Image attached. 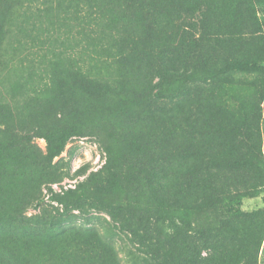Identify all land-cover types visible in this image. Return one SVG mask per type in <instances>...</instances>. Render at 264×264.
<instances>
[{
	"label": "rangeland",
	"instance_id": "1",
	"mask_svg": "<svg viewBox=\"0 0 264 264\" xmlns=\"http://www.w3.org/2000/svg\"><path fill=\"white\" fill-rule=\"evenodd\" d=\"M72 6L73 0H0V254L10 264H120L124 241L105 234L107 214L89 200L79 210L69 190L79 192L81 181L91 188L111 173L126 187L128 167L143 165L134 155L153 146L160 151L163 144L151 139L161 131L156 121L134 114L139 92L131 77L116 83L126 96L122 102L86 93L81 104V92L66 90L55 105L30 98L21 87L27 75L21 62L42 53L48 29L58 40L67 31L70 40L81 38ZM161 7L169 38L160 41L172 40V49L164 48L165 60L152 51L141 87L165 68L179 78L189 70L205 72L182 91L185 99L175 110L178 120L193 124L189 133L185 126L175 131L177 148L189 151L196 170L192 194L209 196L217 208L199 225L204 237L191 233L194 264H264V0H170ZM233 59L261 67L224 69ZM115 65L105 68L112 80L122 67ZM41 75L33 73L32 83H41ZM141 95L151 99L147 91ZM171 105L165 100L159 107ZM135 123L140 138L132 132ZM73 125L78 129L48 159L42 130Z\"/></svg>",
	"mask_w": 264,
	"mask_h": 264
},
{
	"label": "trees",
	"instance_id": "2",
	"mask_svg": "<svg viewBox=\"0 0 264 264\" xmlns=\"http://www.w3.org/2000/svg\"><path fill=\"white\" fill-rule=\"evenodd\" d=\"M169 2L73 0L69 13L73 14L81 38L70 40V31H67L58 40L48 29L45 49L42 46L45 43L40 42L42 53L28 64L21 62L27 72L21 85L26 94L55 105L66 90L81 92V104L86 93L99 100H105L108 94H112L122 102L126 96L121 94L122 85L120 88V84L116 86V83H121L123 77H131L136 81L135 90L139 92V97L134 99L135 116L150 115L161 130L151 136L153 141L163 142L160 151L154 150L153 146L147 149L148 152L134 155L143 165L128 167L130 176L126 187L120 185L117 173H111L91 188L87 189L81 181L77 185L79 192L69 190L72 203L79 210L89 200L107 214L109 219H104L107 224L105 234L124 241L125 257H120V264H194L197 254L193 250L191 233H200L204 237L200 223L210 220L211 215L217 213L216 205L209 196H193L196 170L191 164L192 156L187 149L181 150L176 146L177 127L185 126L186 133L193 127L190 122L184 124L178 120L175 111L177 103L181 98L185 99L182 91L202 79L205 72L189 70L179 78L176 71L165 68L163 72L157 71L158 79L149 87L142 88L139 84L142 72L147 70L146 59L151 57L152 51L157 49V57L165 60L164 48L172 49V40L160 41L161 35L169 38L165 24L167 14L161 12V4ZM21 63L15 62L23 68ZM115 63L122 67L112 80L105 73V68L112 64L116 66ZM260 67L255 61L233 59L224 69L247 72ZM33 73L42 74L41 83H32ZM145 91L150 100L141 95ZM165 100L171 101L172 105L159 107ZM156 104L157 107L152 110ZM186 105L183 106V115L188 117L191 108ZM4 118V112L0 113V120ZM76 129L73 125L60 132L42 130L48 159L62 150L66 139ZM139 129L138 123L133 124L132 132L138 138L142 137ZM0 132L3 133V129ZM209 164L207 162L202 168L205 174L210 173ZM94 177L90 176L91 179ZM35 200H40L39 196ZM0 264H10V260L0 254Z\"/></svg>",
	"mask_w": 264,
	"mask_h": 264
}]
</instances>
